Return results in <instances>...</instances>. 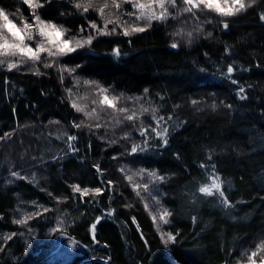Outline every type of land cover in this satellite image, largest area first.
<instances>
[{
	"label": "trees",
	"instance_id": "16d2710c",
	"mask_svg": "<svg viewBox=\"0 0 264 264\" xmlns=\"http://www.w3.org/2000/svg\"><path fill=\"white\" fill-rule=\"evenodd\" d=\"M41 2V19L64 27L70 37L94 39L66 56L59 64L63 71L0 69V264H50V254L66 240L87 250L73 264L86 258L234 264L262 247L264 0L229 18L189 23V13L182 11L184 18L175 10L164 22L143 21L127 14L135 8L124 0L120 13L128 26L147 23L144 32L127 36V23L116 13L112 18L94 9L84 13L68 1ZM0 8L15 20L34 16L22 0H0ZM191 25L201 33L197 39ZM105 27L114 30L102 34ZM69 69L121 96L142 99L149 114L128 122L114 138L108 120L106 131L84 127L71 104ZM129 133L133 139L124 140ZM133 145L144 150L130 156ZM125 158L137 170L164 178L157 193L171 213L169 245L119 171L127 167ZM214 177L223 197L198 191ZM74 185L87 194L74 192Z\"/></svg>",
	"mask_w": 264,
	"mask_h": 264
},
{
	"label": "rangeland",
	"instance_id": "374dc122",
	"mask_svg": "<svg viewBox=\"0 0 264 264\" xmlns=\"http://www.w3.org/2000/svg\"><path fill=\"white\" fill-rule=\"evenodd\" d=\"M24 3V0H22ZM42 0H36L37 3L42 4L41 2ZM59 1H65V2H71L72 4H74L77 2H80V0H59ZM124 0H116L117 4H119V7H116L113 5L112 0H93V7L89 9V11L91 10H96L99 12V7L103 6L104 3L108 4V7L104 9V13L102 16H104L105 14L108 16H111L112 13H116V15H118V18L122 19V21L126 22L127 25H125L126 27L124 28V30L129 31L131 33H135L132 32V29L137 27L134 26V24L129 25L128 19L126 17H124V13H120L121 9L123 8L122 6V2ZM258 0H256L257 3ZM149 2V0H134L133 2H129V3H133V8H135V11H132L131 9L127 10V14L130 15H135L137 17H140V19H143V21L147 20L150 23L154 22V21H161L164 22L166 19H168L169 17H172V12L173 10H175L179 16H184L182 14V11L188 7V5H185L183 3V0H176V5L172 6V4L168 3L166 0L165 3V9H167V18L160 20V19H149V17L153 14L155 15H159L163 9H161L157 4H153L152 7H155L154 9L148 8L146 7L145 9L141 10L137 5L139 3H145L147 4ZM214 3L218 2V0H213ZM250 0H246V3H249ZM255 3V4H256ZM25 4V3H24ZM254 4V5H255ZM137 8H136V7ZM25 7H27L29 9V11L31 13H37V10L40 7H29L27 4H25ZM80 10V9H77ZM81 10L83 11V9L81 8ZM5 11V10H4ZM6 12V11H5ZM244 12V11H243ZM85 13V12H84ZM189 13V12H186ZM6 14L8 15L9 19L12 20L13 23H18L19 25H17V27H23L24 23H31L33 25V31H32V36L33 38L31 40L25 39V44L32 48L33 50L36 49V47L40 44V43H44L46 45V47H52V50L55 51L54 46H49L47 45V41L44 40L43 37H40L38 34V31L35 27V25L37 24V21L35 20V15L32 17V20L29 21L27 20L25 17L21 16L16 18L17 20H15L14 18H12L7 12ZM190 17L187 18L188 23L191 20H194V18L201 20V19H206V18H210V16H213V21L215 22L217 18H229V17H223L218 15L215 12H211L207 9H203V7L201 6L200 10L197 9H193L192 13H189ZM215 16V17H214ZM112 18H115L114 16H111ZM185 18V16H184ZM183 18V19H184ZM43 20V19H41ZM22 21V22H20ZM45 23H49L50 21H45L43 20ZM109 21V20H108ZM114 23L120 22V20L118 21H113ZM55 24L54 22H50ZM195 22H192L190 24H193ZM58 27L60 25L56 24ZM120 25V23H119ZM118 25V26H119ZM121 26V25H120ZM138 27H144L145 29H147V23H139ZM113 28V27H112ZM191 32L194 33L195 39H197V32L195 31L196 26L195 25H191ZM63 29H65L63 27ZM96 29H98L96 27ZM99 30V29H98ZM114 28L112 30H107L106 27L102 30V33H107L108 31L111 32L113 31ZM119 30V29H118ZM139 33V32H136ZM199 33V32H198ZM6 36H8L9 39H11V36L8 34L7 30H5L4 33ZM178 34V33H177ZM201 33H199L200 35ZM108 35V34H105ZM179 35V34H178ZM198 35V36H199ZM88 36L86 37H74L75 40H80V41H84L87 39ZM73 37H70L69 35H67V31L64 32L63 36L60 37V39L62 40H69ZM75 40H73L72 44L70 46H75ZM185 44H187V46H189V43L186 42ZM88 46V45H85ZM78 50V49H77ZM71 53H66L64 55H57V56H49L47 52H42L40 53V59L37 61H32L27 59V57H21L20 55H16V56H4V57H0V60H3L5 63L0 65V69H5L7 68V64L9 62H13L16 63L18 65L17 68H15L14 70H33V71H40L43 68H46L45 65L46 64H50L52 65L51 67H56L57 69H59L60 71H63L64 67H62L61 64L62 61L66 58L67 55H69ZM50 68V67H49ZM66 68V67H65ZM69 76L73 77V80H71V94H70V100H71V104L73 106V104H75L77 107L81 108L82 111H77L76 108L75 111L77 113H80L81 118H84L83 121V125L86 128H92L93 125H96V127H100V129H102V131H104L106 129L105 126V121L108 120V123H110L111 127H110V131L113 132L111 135L114 138L115 136H121L123 135V132L125 127L127 126L128 122L133 124H136L137 122H142L141 121V117L144 114H149V110L144 108V101L138 97L136 98H128L126 96H121L115 92H112L111 90L101 86L100 84H98L95 81L92 80H88L85 78H79V76H77L75 73L70 72L71 70L69 69ZM100 88H104L107 89L106 93H101L100 92ZM107 95L108 98L111 100L113 97L116 98L115 100V107H108L107 105L101 103V101L103 100V97ZM120 109H125L126 111H120ZM128 115H133L134 119L132 121H129L126 119V117ZM140 115V116H139ZM156 122L160 123V120H156ZM113 124V125H112ZM143 124V123H142ZM122 128V129H121ZM108 130V131H109ZM136 130V129H135ZM165 130V129H164ZM167 130V128H166ZM106 131V130H105ZM145 131V130H143ZM154 132L155 136L159 135V131L156 129L152 130ZM147 133V131H146ZM167 133V131H166ZM118 134V135H117ZM133 134L130 133L129 135L123 137L124 140L129 141L132 138ZM141 136V135H140ZM75 139L69 140L70 142H73ZM103 141V140H102ZM71 148V144L69 145ZM130 156H134L135 153H130ZM124 162H126L127 164L125 166V168H120V172L122 173V175L126 176V182H130L134 184V186L136 187V191L138 194V202L146 209V211L149 213V215L151 216V218L153 219L158 231L162 234V239L163 242L166 245H169V243H171L173 240H168V237L166 234H169L167 231H165V228L167 227L168 224H170L169 222V216L166 217V219L168 220V223H164L162 220L159 219V216L163 213V210H167L165 208V206H162V202H161V197L159 196V194L157 193L158 191V184L160 180H154L153 177L149 176L147 171H142L137 170L139 166H135L133 164V162L131 160H128L127 158H125L124 160H122ZM146 174V175H145ZM128 175H131V179H129V177H127ZM37 178H35L36 180ZM212 181V180H211ZM132 185V184H131ZM145 185H147V187H145ZM215 192V191H214ZM255 251L257 252V255L253 258L256 262V264H264V245L259 246V248H256L255 250H248L246 252V255H244L241 260L236 261L234 264H249V260L248 257L251 255V253ZM87 253V250L83 247H78L74 241L71 240H66L62 243L59 244V247L56 248L52 254H50L48 261L50 262V264H73V262L75 261L76 257L79 255H85ZM92 259V258H89ZM85 260V259H84ZM86 260H88V258H86ZM82 261V260H81ZM79 263V262H78Z\"/></svg>",
	"mask_w": 264,
	"mask_h": 264
},
{
	"label": "snow or ice",
	"instance_id": "6c2138e0",
	"mask_svg": "<svg viewBox=\"0 0 264 264\" xmlns=\"http://www.w3.org/2000/svg\"><path fill=\"white\" fill-rule=\"evenodd\" d=\"M125 2H133L134 0H125ZM168 3L172 4V6L176 5V0H167ZM24 3L27 4L29 7H42L43 5L40 3H37L36 0H24ZM112 3L114 6L119 7V4H117L116 0H112ZM165 3L166 0H149L147 4L145 3H139L137 6L143 10L146 7L151 8L153 4H157L163 11L159 15H151L149 19H166L167 18V9H165ZM183 3L185 5H188L183 11L192 13L193 9L200 10L201 6L203 9H207L211 12H215L220 16L223 17H232L237 15L238 13H241L243 11H246L247 8H251L255 3L256 0H250L249 3L245 4L243 0H241V6L239 9H234L231 11H225L222 8H218L213 2V0H183ZM75 7L77 9H83V12H88L90 8L93 7V0H80V2L75 3ZM108 7L107 3H104L103 6L99 7L100 14L103 15L104 9ZM35 20L37 21V24L35 25L38 34L40 37H43L45 41H47V45L54 46L55 51L52 50V47H46L44 43H40L35 50L28 47L25 44V39L31 40L33 38L32 31H33V25L31 23H24L23 27H17L15 23L12 22V20L9 19L8 15L4 11L3 8H0V57L4 56H16L20 55L21 57H27V59L32 61H37L40 59V53L47 52L49 56H57V55H64L66 53H74L77 51V49L84 48L85 45H91L93 42L94 37L88 36L86 40L83 42L80 40H75V38H71L69 40H62L60 39L61 36H63L64 32L66 31L63 29L62 26H57L53 23H45L43 20H41L40 16L38 14H35ZM261 19L264 20V15L261 16ZM92 28H96V24L91 25ZM223 27L227 29L229 25L227 23L223 24ZM5 30H7L8 34L11 36V39L6 36ZM146 29L144 27H135L132 29V32H144ZM102 31V30H101ZM102 34H110V33H102ZM125 36L129 35V32L126 30L123 33ZM190 36L191 33H188ZM75 40V46H70ZM173 48H176L177 45L175 43L172 44ZM115 55H119V50H114ZM5 62L3 60H0V65L4 64ZM52 65L46 64L45 67H51ZM18 65L13 62H9L7 64V68L9 71L17 68ZM228 73H232L233 69L232 67L228 68ZM235 83V81H233ZM147 91V90H145ZM101 93H106L107 89L100 88ZM115 100L116 98L113 97L111 100L108 98L107 95L103 97V100L101 103L107 105L108 107H115ZM193 103H196L193 101ZM73 107L76 108L77 111H82L81 108L77 107L75 104H73ZM120 111H126L125 109H120ZM127 120L132 121L134 119L133 115H128L126 117ZM163 119V117H161ZM166 129L161 133V138L163 139L164 145L168 143L167 139H164V136H166ZM141 136L146 135L145 131H140ZM75 139V137H69V140ZM138 150L143 151L144 149L141 148L138 145H133L131 151L133 153H136ZM209 159H211V156H209ZM99 171V168L97 169ZM143 171V170H142ZM149 176L153 177L154 180H160L163 181L162 176H158L155 172L148 173ZM131 179V177H129ZM147 187V185H145ZM221 189V183L219 180V177H214L210 184L204 183L202 184L198 191L205 195V196H212L215 192H218L221 197L224 196V193L220 191ZM73 191L81 193L82 195L87 194L88 190H82L79 186L74 185ZM96 193L100 192V189L94 190ZM223 203L226 205L228 204L227 200H224ZM171 213L167 210H163V213L159 216V219L162 220L165 224L168 223V220L166 217L170 216ZM17 223H25L24 220L17 221ZM93 227H95L93 225ZM168 237V240H173L174 237L171 234H166ZM257 255V252L253 251L251 255L248 257L249 264H256L255 260L253 259Z\"/></svg>",
	"mask_w": 264,
	"mask_h": 264
},
{
	"label": "clouds",
	"instance_id": "9594fccd",
	"mask_svg": "<svg viewBox=\"0 0 264 264\" xmlns=\"http://www.w3.org/2000/svg\"><path fill=\"white\" fill-rule=\"evenodd\" d=\"M243 2L247 4L246 0H243ZM214 6L222 8L225 11H231L240 8L241 0H218Z\"/></svg>",
	"mask_w": 264,
	"mask_h": 264
},
{
	"label": "water",
	"instance_id": "95a60500",
	"mask_svg": "<svg viewBox=\"0 0 264 264\" xmlns=\"http://www.w3.org/2000/svg\"><path fill=\"white\" fill-rule=\"evenodd\" d=\"M91 261H98V262H102V263H105V264H114V262L111 261V260H106V259H101V258H92V259H88V260L85 259V260L80 261L77 264H87V263H89Z\"/></svg>",
	"mask_w": 264,
	"mask_h": 264
}]
</instances>
